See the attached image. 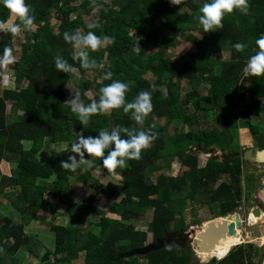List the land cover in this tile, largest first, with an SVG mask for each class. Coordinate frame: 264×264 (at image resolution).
I'll return each mask as SVG.
<instances>
[{
  "label": "trees",
  "instance_id": "16d2710c",
  "mask_svg": "<svg viewBox=\"0 0 264 264\" xmlns=\"http://www.w3.org/2000/svg\"><path fill=\"white\" fill-rule=\"evenodd\" d=\"M25 2L34 16L33 26L20 33L23 35L20 57L11 67L15 85L12 89L3 88L0 95V198L6 199L5 203L0 200V264H21L20 255H17L20 251L47 264H72L75 260H80L79 264H192L194 251L186 243L144 255H124L144 246L148 233L153 241L165 232L184 230L182 216L188 201L202 204V196H205L212 215L220 210L213 218L240 206L243 195L236 188L232 192L226 181L212 188L222 176L239 179L241 156H236L237 161H234L235 156L222 161L211 159L200 167L197 156L190 149L200 144L202 150L212 146L223 148V133L222 129L193 130L191 126L206 118L209 112L216 116L214 105H217L223 110L229 129L235 128L238 122L241 125L236 128L248 127L255 135L251 122L244 116H248L250 110H257L255 104L264 98V75L244 76L242 68L247 57L256 51L255 39L264 34V0H248L247 14L234 9L223 17L221 28L207 33L201 30L197 19L203 0ZM53 14L58 21L57 31L51 24ZM83 14H92L91 21L98 20L100 28L92 31L112 38L110 45L96 51L88 50L89 58L100 65L98 69H83L79 59L73 61V48L62 36L65 31L89 30L86 26L91 21L85 23ZM5 19H9V12L0 6V20ZM196 30L201 31L200 37L192 33ZM177 35L194 45L195 51L172 60L167 50L176 44ZM135 36L139 38L136 41L141 49L139 52L135 48ZM235 42L246 43L247 47L236 51L232 48ZM150 45L157 46L156 51L149 52ZM4 46L13 49L10 37L0 36V50ZM224 50L229 54L227 59L222 58ZM57 54L82 76L74 88L80 90L85 104L98 100L99 88L111 82L103 78L97 81V77H103L108 71L113 74L112 79L129 84L126 101L134 99L141 90L150 91L152 110L143 124L138 125L122 109H111L92 115L87 124L81 125L71 105L64 101V88L72 73L55 69L53 58ZM88 71L96 73L92 80L84 77ZM148 72L154 78L151 81L144 76ZM183 78L189 80L191 89L185 99H180ZM24 79L26 85L21 86ZM202 83L208 85L204 96L198 93ZM91 90L92 100H88L86 92ZM245 92L250 94V103L243 111H236V104L243 100ZM7 103L10 113L5 111ZM227 108L231 114L226 113ZM18 110L22 113H17ZM259 111L264 113V104ZM154 118L163 120L162 125H153ZM169 123L174 124L172 134H167ZM180 123L187 124L189 130L183 131L178 126ZM115 125L150 129L156 133V138L147 149L141 150L140 159L126 160L124 169H116L122 174L119 185L102 184L93 179V193L86 199L88 201L73 200L70 178L78 168L75 171L60 168L64 151L42 153L43 140L49 137L52 142L71 144L80 134L94 136L101 129L110 130ZM22 141H29L30 145H23ZM89 158L99 164V158L86 157ZM172 158L186 167L181 175L159 173L155 180L149 177L148 166L169 168ZM147 161L151 163L141 172L129 174L131 169ZM88 178L87 171L80 176L84 182ZM45 192L67 206L65 212L71 220L86 222L84 227L48 222V230L53 234L51 249L44 248L34 232H25V226L39 211L56 217L57 203L44 199ZM94 194L108 199L105 211L93 207ZM7 205L10 207L5 209ZM148 211H151V219L146 229L136 228L131 220L143 217ZM11 212L17 214L16 217ZM107 213L118 218L108 217ZM222 257L216 260L213 256L205 264H260L262 255L252 244L247 247L239 244Z\"/></svg>",
  "mask_w": 264,
  "mask_h": 264
},
{
  "label": "rangeland",
  "instance_id": "374dc122",
  "mask_svg": "<svg viewBox=\"0 0 264 264\" xmlns=\"http://www.w3.org/2000/svg\"><path fill=\"white\" fill-rule=\"evenodd\" d=\"M110 1V0H107ZM76 4V2H75ZM95 9L91 11V13H94ZM83 20L85 23L91 21L92 14H83ZM18 22V21H16ZM51 24L54 27L55 31H57V25L58 21L55 16V14L52 15L51 17ZM194 35L197 37L201 36V31L196 30L192 32ZM1 37H10L13 41V50H14V56H15V61H17L20 57V42L22 41V34H20L19 37H13L9 33L6 32H0ZM177 42L176 44L167 50V55L169 54L172 60L179 59L181 57L186 56L188 53H193L195 51L194 45L189 43L188 41H185L184 39H181L178 35L176 36ZM157 46L155 45H150L149 46V52H154L156 51ZM80 51V49H72V54L74 55L76 52ZM222 58L227 59L229 56L228 52L226 50L222 51ZM12 64L8 65L7 68L5 69H0V95L2 93V89L5 87L13 88L15 85L14 82V75H13V70H12ZM75 69V68H74ZM76 71L72 73V78L70 81L67 83L65 86L64 90L66 93V98H65V103L69 100V97L71 95V90L74 89V87L79 84V79L82 77L79 75L77 69ZM4 74L10 75L11 79L6 83L3 76ZM96 73L94 71H88L84 77L87 78L88 80H92L95 77ZM149 81L153 80V76L148 72L144 75ZM102 77H97V81L100 82ZM26 80H22L21 86L26 85ZM181 87L179 91V97L180 99H185L187 92L191 89L189 80L186 78H183L181 80ZM238 86L240 87L241 85L238 83ZM208 85L207 83H202L199 87L198 93L201 96L206 95ZM92 95L93 91H88L86 92V97L88 100H92ZM250 103V94L249 93H244L243 95V100H240L236 104V111H243L246 109L247 104ZM67 105H70L69 103H66ZM264 104V98H260L257 103L255 104L257 110L249 111L248 116H244V119L248 118L249 121L251 122V125L253 126L255 135L252 138V133L248 127L244 128H236L237 125H241L240 123H236L235 128L232 127V129H229L230 131V137L232 138V142L226 144L224 143V147H230L232 150H237L239 156L242 154V151L248 147H253V140L257 143V145L261 148H264V120H263V115L264 113L262 111H259V108ZM187 105V104H185ZM189 108H191V105H188ZM219 108V107H218ZM10 105L7 103L6 106V113H10ZM191 110V109H190ZM108 112V111H106ZM104 112V113H106ZM216 116L212 115V112L207 113L206 118L204 119H199L197 123H194L191 128L193 130L201 129V130H220L221 126L223 125V120H224V115H223V110L215 108ZM19 114L22 113L21 110H18ZM227 114H231V110L229 108L226 109ZM232 116L230 115V118ZM228 121V120H227ZM233 121V118H232ZM163 120H158L156 118L153 119V125H162ZM178 126H181L183 131L189 130V127L187 124H182L180 123ZM174 132V124L169 123L168 124V131L167 134H172ZM76 139H74L73 142H75ZM224 142V141H223ZM23 145L29 146L30 142L29 141H22ZM68 145L67 142H52L49 137L45 138L43 140L42 146H41V152L45 154L53 153V152H59L64 150V146ZM201 146V144H200ZM198 145H195V147L192 148V153H195V155L198 158V164L199 166L205 164L207 162L210 153V150L203 151L201 147ZM223 147V148H224ZM67 155H72L71 153L64 152L63 154V160H66ZM238 156V157H239ZM242 157V156H241ZM220 158V156H218ZM90 159V158H89ZM89 159L85 160V163L82 164V166H79L78 169L75 172V176L70 178V187L74 191L73 195L71 198L73 200H81L82 202H87L86 200L92 193H93V185L94 181L93 179H96L98 182L105 184L107 182H111L114 185H119L120 181L122 179V174L119 170H115L114 173H108L106 169H97L96 166H90L87 161ZM207 160V161H206ZM238 158H234V161H237ZM170 164L169 168H164L162 166L156 167V165L152 164L151 166H148V175L152 180H155L156 176L159 173H162L164 175H171V176H179L183 172V170L186 169V167L177 159L172 158L170 159ZM98 165V163H97ZM242 169L241 175L239 176V179L237 178H228L227 176H222L221 180L226 181L227 184L230 185L232 188V192L235 190H238L241 194L243 195V199L241 201L240 206L235 210L241 218L243 219V224L239 230L241 237L240 241L238 244H242L245 247H247L249 244L254 245L257 248V253L262 255V261L264 264V207L258 203L254 196L255 192L257 191L258 188L261 187L262 182L264 180V163L261 164H249L247 162H242V165L240 167ZM87 171L89 178L86 179V181H82L80 179V176L84 174V172ZM247 180V181H246ZM220 181L217 182V184ZM216 184V185H217ZM215 187V186H214ZM213 187V188H214ZM5 191H9V189H6ZM94 200H93V207L100 209L102 211H105L109 205V201L106 197L100 194H94ZM44 199H47L49 201H52L54 203H57V215L54 218H51L49 214L43 211H39L35 218L25 227L26 232H34L36 237L41 240V242L44 245V248L51 249L52 247V242H53V234L48 230V222L53 223V224H69V225H79L81 227H84L86 225L85 220H81L80 222L71 220V217L66 214L65 209L66 205L56 202V200L52 199L48 192H45L43 195ZM0 200L4 203L5 199L4 197L0 198ZM205 196H202V204L199 203L196 200L193 201H188L186 203L182 219L184 220L185 227L184 231H188L190 227L193 225H197L198 227L203 226L207 221H210L213 218L214 215L220 214V210L217 209V211L214 213V215L211 214L208 205L205 203ZM257 206L260 208L262 214L260 217H254L251 213L249 214V220H247V214L246 212H250V210ZM10 205H7L5 209L9 208ZM12 215H14V212H11ZM92 215H95L93 211H91ZM17 215V214H16ZM14 215V217H16ZM114 217L115 215L107 213V216L109 217ZM151 211H148L143 217H140L136 220H131L133 225L136 228L139 229H146V226L151 219L150 217ZM18 218V217H17ZM16 218V219H17ZM70 218V219H69ZM177 219V218H176ZM232 219V218H231ZM255 222V223H254ZM92 229L94 227H91ZM170 233L176 232V230L169 231ZM149 235V233H148ZM167 237V236H166ZM11 240V239H10ZM151 239L149 238L148 241ZM152 241V240H151ZM178 241V239H177ZM180 241V240H179ZM179 244H187L189 246V240L186 238L185 240L178 242ZM234 245L233 247H236ZM172 246V245H169ZM174 246V245H173ZM168 247V246H167ZM232 247V248H233ZM40 253L43 252L41 249L39 251ZM82 254V253H81ZM17 255H20L18 257L19 261L21 264H47L45 262H41L39 258L31 256L29 254H25L23 251H20L17 253ZM22 255V256H21ZM202 256L207 255V256H216L215 259L218 260V258H221V253L213 247L209 252H204L201 254ZM218 255V256H217ZM201 256V257H202ZM221 256V257H219ZM257 260V257H255L254 261ZM80 260H75L73 261L72 264H79ZM209 261V259H208ZM207 262V261H206ZM206 262H202L197 254L196 251H194V255L192 256V264H205Z\"/></svg>",
  "mask_w": 264,
  "mask_h": 264
},
{
  "label": "clouds",
  "instance_id": "9594fccd",
  "mask_svg": "<svg viewBox=\"0 0 264 264\" xmlns=\"http://www.w3.org/2000/svg\"><path fill=\"white\" fill-rule=\"evenodd\" d=\"M0 6L6 8L9 12V19L0 20V32H6L16 37L20 35L21 31L31 30L34 16L31 14L30 7L25 0H0ZM234 9L241 14H247L248 0H203L197 16L201 30L207 33L221 28L223 17L233 12ZM86 27L89 29L86 32L73 30L70 33L65 31L62 36L65 42L71 44L72 48L80 49L72 55L71 59L73 61L79 59L80 67L83 69H98L100 65L94 59L89 58L88 50L96 51L105 45H110L112 38L107 35H97L92 31V29L100 28V24L96 19L88 23ZM138 39V37L135 39L137 52L141 50L136 42ZM254 45L256 51L247 57V61L242 68L244 76L264 75V34L255 39ZM246 47V43L235 42L232 44V48L236 51H243ZM14 62V50L11 47L4 46L0 50V69H5ZM53 63L55 69L59 72L74 73L76 71L59 54L53 58ZM112 75L110 71L103 74L102 78L111 80V82L100 87L98 100H92L90 103L85 104L81 100V92L78 88L71 90L70 99L66 103L71 105V111L76 114V118L81 125L87 124L92 115L111 109H122L123 113L130 114L131 119L138 125H142L145 117L151 112L150 91L141 90L134 99L126 101L125 94L129 91V84L119 79H112ZM3 78L6 83L11 79L8 74H4ZM150 87L153 86L150 85ZM155 138L156 133L150 129L136 130L122 125H115L110 130L101 129L94 136L80 134L75 142L64 146L63 151L72 155H67L66 160L60 162V168L75 171L81 164L85 163L86 157L90 156L99 158L98 165L96 160L89 159L87 163L90 166H96L97 169H106L108 173H114L117 168L124 169L126 167V160L140 159L141 150L147 149ZM203 166L204 164L201 167Z\"/></svg>",
  "mask_w": 264,
  "mask_h": 264
},
{
  "label": "water",
  "instance_id": "95a60500",
  "mask_svg": "<svg viewBox=\"0 0 264 264\" xmlns=\"http://www.w3.org/2000/svg\"><path fill=\"white\" fill-rule=\"evenodd\" d=\"M214 106L215 108L219 109L217 105ZM222 133L224 143H230L232 141V138L230 137L229 126L226 119L223 120ZM253 137L254 136H252V138ZM242 160L249 164L264 163V148L260 149L257 143L253 140V147L244 149L242 153ZM150 163L151 161H147L139 164L134 169H131L129 171V174H137L138 172H141ZM254 198L258 203L262 205V207H264V180L262 182V186L255 192ZM250 213L254 217H260L262 214L260 208H258L257 206L253 207L250 212H246L247 217ZM247 220L249 219L247 218ZM243 222L244 221L241 216L237 212H235V210H233L228 212L224 216L207 221L201 227L193 225L189 228L188 231H183L182 233L185 239L188 238L189 247H191L193 251H196L197 253H204L209 252L214 247L217 240L224 238L226 235L240 236L238 230H240ZM170 234L175 235V232H165L162 237L147 242L142 247L129 250L125 253L124 256L131 257L134 255H144L149 252L165 248L169 245L179 244L176 237L172 242L166 239V236Z\"/></svg>",
  "mask_w": 264,
  "mask_h": 264
},
{
  "label": "flooded vegetation",
  "instance_id": "af4514ba",
  "mask_svg": "<svg viewBox=\"0 0 264 264\" xmlns=\"http://www.w3.org/2000/svg\"><path fill=\"white\" fill-rule=\"evenodd\" d=\"M221 129H222V127H221ZM260 149H261V147H259ZM209 150L211 151V152H209L211 155H209V156H211V157H209L208 159H212V160H215V161H222L223 159H230V158H232V157H236V156H239V154H238V151L237 150H232L230 147H224V148H219V147H217V146H212V147H210L209 148ZM190 151H192V148L190 149ZM244 151V150H243ZM243 151H242V153H243ZM218 156H220V158H218ZM240 156H242V154L240 155ZM239 156V157H240ZM242 158V157H241ZM207 161V160H206ZM206 163V162H205ZM205 165V164H204ZM219 181L221 182L222 180L221 179H219ZM219 182V183H220ZM218 183V184H219ZM217 184V185H218ZM262 186V185H261ZM261 205V204H260ZM262 206V205H261ZM216 221V220H215ZM184 230H181V231H176L177 233H175V235H168L167 237H166V239L167 240H170L171 242L172 241H174L175 240V237L178 239V242H181V241H183V240H185V238H184V235H183V232ZM180 240V241H179ZM233 247V246H232ZM231 247V248H232ZM227 254V253H226ZM225 254V255H226ZM222 255H224V254H221V256ZM218 256V255H217ZM221 256H219V257H221Z\"/></svg>",
  "mask_w": 264,
  "mask_h": 264
},
{
  "label": "bare ground",
  "instance_id": "6f19581e",
  "mask_svg": "<svg viewBox=\"0 0 264 264\" xmlns=\"http://www.w3.org/2000/svg\"><path fill=\"white\" fill-rule=\"evenodd\" d=\"M239 241H240V238L238 235L237 236L226 235L224 238L218 239L214 247L221 254H224V253L226 254L230 250V248L236 245L237 242ZM197 254L202 262H206L208 259L212 257V256H207V255L202 256L201 255L202 253H197Z\"/></svg>",
  "mask_w": 264,
  "mask_h": 264
},
{
  "label": "crops",
  "instance_id": "0c3cea01",
  "mask_svg": "<svg viewBox=\"0 0 264 264\" xmlns=\"http://www.w3.org/2000/svg\"><path fill=\"white\" fill-rule=\"evenodd\" d=\"M231 142H232V141H231ZM242 161H243V160H242ZM201 166H202V165H201ZM201 166H200V167H201ZM220 179H221V178H220ZM218 181H219V180H218ZM218 181H217V182H218ZM217 182L213 185V187H214V186H215V187L217 186V185H216ZM215 187H214V188H215ZM214 188H212V189H214ZM4 199H5V198H4ZM1 202H2V201H1ZM5 202H6V199H5ZM5 202H4V203H5ZM2 203H3V202H2ZM146 213H147V212H146ZM110 216H111V215H109V217H110ZM150 217H151V215H150ZM112 218H118V216L115 215V216L112 217ZM149 221H150V220H149ZM146 227H147V226H146ZM149 238L152 240V235H151V233H149V235L147 234V242H150V241H151V240L148 241ZM238 243H239V242H237V244H238ZM222 258H223V257H222ZM209 260H210V259H209ZM218 260H219V259H218ZM261 261H262V258H261ZM261 261H260V264H263V262L261 263ZM207 262H208V260H207ZM207 262H206V263H207Z\"/></svg>",
  "mask_w": 264,
  "mask_h": 264
}]
</instances>
